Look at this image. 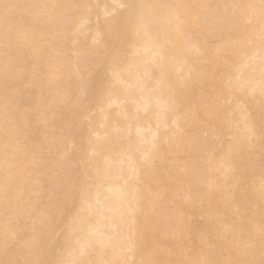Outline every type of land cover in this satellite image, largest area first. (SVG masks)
Listing matches in <instances>:
<instances>
[{"label":"bare ground","instance_id":"6f19581e","mask_svg":"<svg viewBox=\"0 0 264 264\" xmlns=\"http://www.w3.org/2000/svg\"><path fill=\"white\" fill-rule=\"evenodd\" d=\"M262 261L261 0H0V264Z\"/></svg>","mask_w":264,"mask_h":264},{"label":"rangeland","instance_id":"374dc122","mask_svg":"<svg viewBox=\"0 0 264 264\" xmlns=\"http://www.w3.org/2000/svg\"><path fill=\"white\" fill-rule=\"evenodd\" d=\"M82 71H83V70H82ZM59 89H60V88H59ZM59 89H58V90H59ZM61 89H62V87H61ZM65 91H66V90H65ZM65 91H64V88H63V91H62V90H61V91H58V92H62V93H59L58 95L61 94V96H62V94H63L62 97H61V96H60V97L58 96V97H59L58 99L61 98L60 101L57 100V98H56V100H55V98H54L55 96H52L53 94H50V93H49L50 95H49V94L47 95V93H46L45 96L42 97L41 101H43V103H45V104H48V103H49L48 101H49L50 99L54 98V99H52V100L54 101V103H53V101H52L51 107L46 109V111H47L49 114L52 113L51 111H53V113H55V114H56V113L58 114V113H59V110L61 111L60 108L62 107V104H61L60 102H62V101L64 102V101H65V100H64V99H65L64 96H66V94L64 95ZM50 97H51V98H50ZM66 97H67V96H66ZM46 98H47V99H46ZM48 98H50V99L48 100ZM47 102H48V103H47ZM63 102H62V103H63ZM56 103H57V104H56ZM53 104H54V105H53ZM52 106H54V108H53ZM55 107H57V108L55 109ZM52 108L55 109V110H53ZM58 108H59V109H58ZM43 129H44V130H43ZM43 129H42L43 139H44V140H49V141H47V142H50V141H51V138H50V137L53 135L52 133H54V132H53L52 130H48V129H45V128H43ZM51 131H52V132H51ZM43 132H44L45 134H44ZM46 133H47L50 137H48ZM49 133H50V134H49ZM47 137H48V138H47ZM46 138H47V139H46ZM53 151H54V149H53ZM54 152H55V151H54ZM54 152H52V155H53ZM52 155H50V152H49V153H48V152L46 153V157H48V158H50ZM34 183H36V182H34ZM54 184H55V183L52 184V188L54 187L53 190L56 191V189H58V186H57L56 184H55V185H54ZM36 185H37V184H36ZM36 185L34 184V186L31 187V190H33V189H35V188H38V187H35ZM56 186H57V188H56ZM34 187H35V188H34ZM32 188H33V189H32ZM52 188L50 187V189H52ZM38 189H39V188H38ZM36 190H37V189H36ZM57 191H58V190H57ZM32 192H33V191H32ZM35 192H36V191L34 190V193H35ZM37 192H39V190H37ZM31 194H32V193H31ZM21 230H22V232H23V229H22V228H21ZM20 233H21V231H20ZM23 233H24L23 235H25L26 232H23ZM12 241H13V243H14L15 240H11V241H9V245H13ZM14 244H15V243H14Z\"/></svg>","mask_w":264,"mask_h":264},{"label":"snow or ice","instance_id":"6c2138e0","mask_svg":"<svg viewBox=\"0 0 264 264\" xmlns=\"http://www.w3.org/2000/svg\"><path fill=\"white\" fill-rule=\"evenodd\" d=\"M261 8L264 9V0H261ZM261 264H264V261H262Z\"/></svg>","mask_w":264,"mask_h":264}]
</instances>
